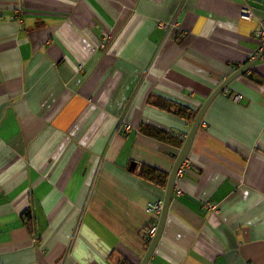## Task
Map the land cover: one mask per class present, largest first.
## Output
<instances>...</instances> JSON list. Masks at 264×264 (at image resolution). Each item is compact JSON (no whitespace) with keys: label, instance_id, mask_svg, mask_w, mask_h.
I'll use <instances>...</instances> for the list:
<instances>
[{"label":"crops","instance_id":"1","mask_svg":"<svg viewBox=\"0 0 264 264\" xmlns=\"http://www.w3.org/2000/svg\"><path fill=\"white\" fill-rule=\"evenodd\" d=\"M261 21L264 0H0V264H141ZM226 89L147 264H264L261 57Z\"/></svg>","mask_w":264,"mask_h":264},{"label":"water","instance_id":"2","mask_svg":"<svg viewBox=\"0 0 264 264\" xmlns=\"http://www.w3.org/2000/svg\"><path fill=\"white\" fill-rule=\"evenodd\" d=\"M264 53V47L262 50H260L258 52V54L255 56V58L249 62H247L245 65H243L240 69H238L237 71H235L233 74H231L222 84H220V86H218V88L212 92V94L207 98V100L204 102V104L201 106V108L199 109L196 117L194 118V121L190 127V130L184 140V143L174 161L172 170L169 174L168 177V181H167V185H166V190H165V197H164V201H163V209L160 215V219L157 225V229H156V233L154 235V237L152 238L146 253L142 259L141 264H147L152 253L154 252L158 241L162 235L163 229H164V225L166 222V218H167V213H168V207L169 204L171 202L172 199V195H173V190L175 187V182H176V178H177V172L179 170V168L181 167V165L184 163V161L186 160L191 146H192V142L194 139V136L199 128V125L201 124L202 118L204 116V113L206 112V110L208 109L209 105L211 104V102L214 100V98L220 94L221 92H223L224 88H226V86L236 77H238L239 75H241L243 72H245L246 70H248L251 66H253L262 56V54Z\"/></svg>","mask_w":264,"mask_h":264},{"label":"built area","instance_id":"3","mask_svg":"<svg viewBox=\"0 0 264 264\" xmlns=\"http://www.w3.org/2000/svg\"><path fill=\"white\" fill-rule=\"evenodd\" d=\"M240 12H241L242 18H244V19H250L251 17H253V13L248 7H243ZM257 34L262 39L263 44H264V21L260 22V29L258 30ZM261 60L264 63V53L261 56ZM224 91H227V89L224 88L223 92ZM232 98L235 101H239L241 99V96L238 94H234V95H232ZM185 166H188L186 161H184V163L179 168V170L177 172V176L183 172V169L185 168ZM177 193H180V191L178 190ZM163 204H164L163 201H157V202H153V203L149 204L147 207L148 212L154 217V219H153L154 223L147 230V237H146V242H145L147 244H150L152 238L154 237V235L156 233L158 218L162 212ZM210 208L213 209L212 206H210Z\"/></svg>","mask_w":264,"mask_h":264},{"label":"trees","instance_id":"4","mask_svg":"<svg viewBox=\"0 0 264 264\" xmlns=\"http://www.w3.org/2000/svg\"><path fill=\"white\" fill-rule=\"evenodd\" d=\"M178 111H185V109H182V108H180ZM182 114V113H181ZM193 118V117H192ZM154 132H152L151 133V131H148V134H151V135H153V136H155V137H160V138H163L164 137V135H163V133L161 132V131H157L156 129H154L153 130ZM162 135V136H161ZM165 138V137H164ZM144 174L147 176V175H149V176H147L148 177V179L149 180H153V181H160V179L161 178H163L164 179V181H165V177L162 175V174H160V173H156V171H152V170H148V171H145L144 172ZM151 174V175H150Z\"/></svg>","mask_w":264,"mask_h":264}]
</instances>
